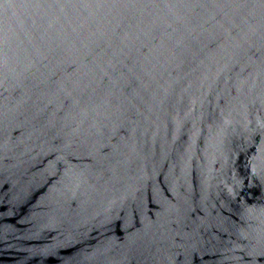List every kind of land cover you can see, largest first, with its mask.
I'll return each instance as SVG.
<instances>
[{
  "label": "water",
  "instance_id": "water-1",
  "mask_svg": "<svg viewBox=\"0 0 264 264\" xmlns=\"http://www.w3.org/2000/svg\"><path fill=\"white\" fill-rule=\"evenodd\" d=\"M0 264H264V0H0Z\"/></svg>",
  "mask_w": 264,
  "mask_h": 264
}]
</instances>
